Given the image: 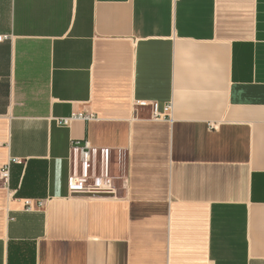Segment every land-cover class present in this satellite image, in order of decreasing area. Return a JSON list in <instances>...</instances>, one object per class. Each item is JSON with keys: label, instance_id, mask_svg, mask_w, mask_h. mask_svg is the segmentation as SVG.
Listing matches in <instances>:
<instances>
[{"label": "crops", "instance_id": "crops-1", "mask_svg": "<svg viewBox=\"0 0 264 264\" xmlns=\"http://www.w3.org/2000/svg\"><path fill=\"white\" fill-rule=\"evenodd\" d=\"M0 36V264H264V0H0Z\"/></svg>", "mask_w": 264, "mask_h": 264}, {"label": "built area", "instance_id": "built-area-1", "mask_svg": "<svg viewBox=\"0 0 264 264\" xmlns=\"http://www.w3.org/2000/svg\"><path fill=\"white\" fill-rule=\"evenodd\" d=\"M1 39V36H0ZM154 105L153 109V116H161L162 113L158 112L156 104ZM171 106L166 105L165 111L163 112V115H166V112L170 110ZM93 118V114L91 113H83V112H77L73 113L68 117H61L57 118L56 122L58 124L62 125H68L71 120L73 119H83V120H89ZM72 147L77 151L78 158L82 164V170L83 174L80 176H73L69 179V192L71 194H84L88 196H106V195H112L114 192V188L112 185L111 177L108 175L107 171V165H108V158L110 155V149L109 148H102L101 151L104 155V161H105V170L104 174L100 176H86L84 174V171L88 165V162L90 160L91 154L95 151V148L92 147L87 141L80 143L78 141L73 142ZM7 166L1 169V176L4 180H6L7 176ZM39 205L41 202L38 203ZM31 208V205L28 201L25 202V209L29 210Z\"/></svg>", "mask_w": 264, "mask_h": 264}]
</instances>
